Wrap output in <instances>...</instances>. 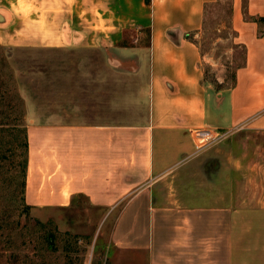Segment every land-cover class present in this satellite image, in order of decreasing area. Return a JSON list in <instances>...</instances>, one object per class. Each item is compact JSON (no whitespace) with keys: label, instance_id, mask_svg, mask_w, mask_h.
<instances>
[{"label":"crops","instance_id":"obj_1","mask_svg":"<svg viewBox=\"0 0 264 264\" xmlns=\"http://www.w3.org/2000/svg\"><path fill=\"white\" fill-rule=\"evenodd\" d=\"M217 1L0 0L1 45L101 51L69 109L30 120L29 204L121 205L112 242L151 264H264V181L239 180L224 141L264 130V0H232L245 62L219 90L197 42Z\"/></svg>","mask_w":264,"mask_h":264},{"label":"rangeland","instance_id":"obj_2","mask_svg":"<svg viewBox=\"0 0 264 264\" xmlns=\"http://www.w3.org/2000/svg\"><path fill=\"white\" fill-rule=\"evenodd\" d=\"M231 5L232 0L217 1L197 37L204 81L218 90L233 84L245 55L229 28ZM87 52L95 53L94 62L87 60ZM100 52L82 46L2 45L0 49L4 77L0 82V264H151L147 249L112 242L121 205L105 220L106 209L91 204L84 195L66 207L46 209L26 199L29 146L27 151L25 143L30 120L59 107L69 109L72 91L84 86L92 69H103L96 55ZM224 141L238 150V179L264 181V130L241 129ZM51 232L57 236L54 248L46 239Z\"/></svg>","mask_w":264,"mask_h":264},{"label":"trees","instance_id":"obj_3","mask_svg":"<svg viewBox=\"0 0 264 264\" xmlns=\"http://www.w3.org/2000/svg\"><path fill=\"white\" fill-rule=\"evenodd\" d=\"M216 3H211V4H209V5H207V7H206V10H205V21H204V27H203V29H205V27H206V25H207V22H208V18H209V12H210V8L213 6V5H215ZM231 11H232V5H231V10H230V14H231ZM230 27V26H229ZM198 43H199V41H197ZM0 49L2 50V45L0 44ZM244 60H243V62L241 63V64H239L238 66H237V68L238 67H240V66H242L243 64H244ZM235 73H234V75H233V80H234V82H235ZM4 81V77L0 74V82H3ZM0 89H1V87H0ZM16 110V109H15ZM14 110V111H15ZM25 145H26V148H27V151H28V140H26V143H25ZM26 161H27V157H26V160H25V163H26ZM25 166H26V164H25ZM24 170H26V167L24 168ZM25 173H26V171H25ZM24 173V174H25ZM56 238H57V236L53 233V232H51V233H48L47 234V237H46V239H47V242H48V246L49 247H51V248H54L56 245H55V242H56Z\"/></svg>","mask_w":264,"mask_h":264},{"label":"built area","instance_id":"obj_4","mask_svg":"<svg viewBox=\"0 0 264 264\" xmlns=\"http://www.w3.org/2000/svg\"><path fill=\"white\" fill-rule=\"evenodd\" d=\"M205 143H211L215 135L212 130L201 131Z\"/></svg>","mask_w":264,"mask_h":264}]
</instances>
